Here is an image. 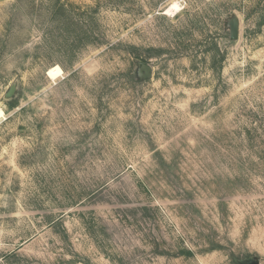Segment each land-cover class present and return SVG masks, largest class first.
<instances>
[{"label": "rangeland", "instance_id": "1", "mask_svg": "<svg viewBox=\"0 0 264 264\" xmlns=\"http://www.w3.org/2000/svg\"><path fill=\"white\" fill-rule=\"evenodd\" d=\"M0 110V264H264V0H0Z\"/></svg>", "mask_w": 264, "mask_h": 264}, {"label": "water", "instance_id": "2", "mask_svg": "<svg viewBox=\"0 0 264 264\" xmlns=\"http://www.w3.org/2000/svg\"><path fill=\"white\" fill-rule=\"evenodd\" d=\"M229 28H230V39L232 41H237L240 38V23L237 19H233L229 23ZM141 72H144L146 75H150L151 73V68H149L146 65L141 66ZM15 92V88H11L10 91L8 92L7 96L12 97Z\"/></svg>", "mask_w": 264, "mask_h": 264}, {"label": "bare ground", "instance_id": "3", "mask_svg": "<svg viewBox=\"0 0 264 264\" xmlns=\"http://www.w3.org/2000/svg\"><path fill=\"white\" fill-rule=\"evenodd\" d=\"M181 11V5L179 2H174L172 3L168 8H166V10L164 11V14L166 16H173L176 15L177 13H179ZM63 72L61 70V68L56 67L53 68L51 71H49V77L52 80H56L58 78H60L62 76ZM4 116V113L2 110H0V118H2Z\"/></svg>", "mask_w": 264, "mask_h": 264}]
</instances>
